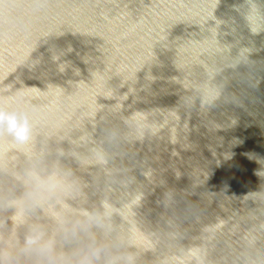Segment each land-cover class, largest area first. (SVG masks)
Here are the masks:
<instances>
[{
  "label": "water",
  "instance_id": "95a60500",
  "mask_svg": "<svg viewBox=\"0 0 264 264\" xmlns=\"http://www.w3.org/2000/svg\"><path fill=\"white\" fill-rule=\"evenodd\" d=\"M0 264H264V0H0Z\"/></svg>",
  "mask_w": 264,
  "mask_h": 264
},
{
  "label": "clouds",
  "instance_id": "9594fccd",
  "mask_svg": "<svg viewBox=\"0 0 264 264\" xmlns=\"http://www.w3.org/2000/svg\"><path fill=\"white\" fill-rule=\"evenodd\" d=\"M0 125H6V130L20 142L29 139L30 128L26 119L20 122L15 115L0 111Z\"/></svg>",
  "mask_w": 264,
  "mask_h": 264
}]
</instances>
